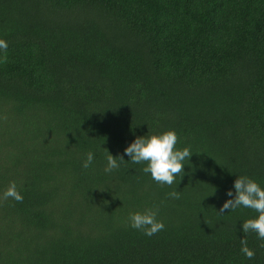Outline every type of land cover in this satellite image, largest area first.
Returning <instances> with one entry per match:
<instances>
[{
	"label": "trees",
	"instance_id": "obj_1",
	"mask_svg": "<svg viewBox=\"0 0 264 264\" xmlns=\"http://www.w3.org/2000/svg\"><path fill=\"white\" fill-rule=\"evenodd\" d=\"M0 39V197L23 196L0 264H264L258 213H218L239 176L264 188V0H0ZM168 130L193 153L171 186L124 155ZM155 206L162 231L130 226Z\"/></svg>",
	"mask_w": 264,
	"mask_h": 264
},
{
	"label": "clouds",
	"instance_id": "obj_2",
	"mask_svg": "<svg viewBox=\"0 0 264 264\" xmlns=\"http://www.w3.org/2000/svg\"><path fill=\"white\" fill-rule=\"evenodd\" d=\"M8 44L4 39H0V63H7ZM6 119V117H4ZM178 134L174 130H168L162 134L151 136H139L129 146L124 149V155L130 157L134 164H146L142 171L150 173L151 178L160 185L171 186L175 183L176 177L184 173L185 161L193 154L189 147L182 150L177 149ZM108 152V150H107ZM124 155L114 157L109 152L107 154V166L105 172H112L118 169L125 161ZM94 159L92 152L87 153V159L83 163L85 169L89 168ZM235 195L234 198L226 200L219 214L225 211H235L240 207L250 208L258 213L254 219H248L242 223V230L245 234L255 232L260 240H264V188L255 180L247 176H239L234 181ZM168 196L173 199H179L180 193L172 191ZM228 197H233V191L227 192ZM9 198L16 202H23V196L17 188L15 181L11 182L7 190L3 192L0 199L8 200ZM159 207L145 209L143 212L130 214L129 223L133 229L142 231L146 236H153L165 228L162 221L157 219ZM241 251L248 258L255 256L254 250L247 245V239L240 241ZM264 247V244L261 245Z\"/></svg>",
	"mask_w": 264,
	"mask_h": 264
}]
</instances>
